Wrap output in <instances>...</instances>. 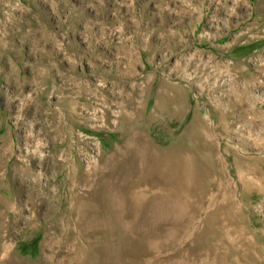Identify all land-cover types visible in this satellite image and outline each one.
I'll list each match as a JSON object with an SVG mask.
<instances>
[{
	"label": "rangeland",
	"instance_id": "rangeland-1",
	"mask_svg": "<svg viewBox=\"0 0 264 264\" xmlns=\"http://www.w3.org/2000/svg\"><path fill=\"white\" fill-rule=\"evenodd\" d=\"M263 37L264 0H0V198L18 191L35 217L6 222L4 242L38 264L89 247L42 249L39 226L69 219L71 182L96 178L82 198L109 183L155 213L116 237L113 264H264V192L247 168L264 175ZM130 146L163 153L167 173L149 177ZM15 159L37 177H15Z\"/></svg>",
	"mask_w": 264,
	"mask_h": 264
},
{
	"label": "bare ground",
	"instance_id": "bare-ground-1",
	"mask_svg": "<svg viewBox=\"0 0 264 264\" xmlns=\"http://www.w3.org/2000/svg\"><path fill=\"white\" fill-rule=\"evenodd\" d=\"M261 92L264 93V91ZM61 126L62 124L54 128L57 140L62 133ZM0 149L3 148L0 147ZM130 150H132V156H144L146 174L149 177L163 176L167 173V171L162 168V157L164 156L163 153L154 149L144 151L142 148L133 146L130 148ZM128 153V148L123 149L121 152V158L125 157V155L129 156ZM2 154L3 153L0 150V156ZM66 155L63 149H55L53 151L54 164L59 169L62 168L67 162ZM119 159H117L116 162L114 161V163H118ZM12 165L11 171L13 175L15 177L17 176L21 178L24 182H28L32 176L35 178L37 177L35 174H33L31 166L23 161L15 159ZM262 165L264 167V161ZM111 167L112 164H110V162L104 163L102 166L103 173H105ZM247 168L256 175V181L259 182L258 184L254 182L250 183L257 186L260 191L264 192V175L258 172L256 167L252 168L250 165L247 166ZM238 173L240 172L238 171ZM128 174L129 169H124L121 172V177L119 176L120 181L124 183ZM96 182V178L73 180L71 184L75 201L74 204H76V206H73L72 210L70 209L71 213L69 219L61 215L62 212L60 211L58 217L47 220L39 226L40 230L44 231L42 241L40 242L42 249H51L59 237H65L64 240L67 242L68 240L78 242L80 238H83V236L90 238L91 245L89 247L83 248L81 250L76 249L69 255L62 257L60 264H113L115 257L119 253V249L115 244L116 237H128L129 235L136 233L142 223L149 220H154L155 218L154 211L142 212V210L144 211L143 206L147 205L148 203L147 199L132 200L127 195L116 196L113 193L114 187H112V185L109 183H102L103 186H101L98 194H95L93 201H88L82 198L78 191L79 188L84 186L86 189L92 190L91 188ZM42 191L45 200L48 199L49 197L45 196L46 194L50 193L47 185L42 187ZM18 195L19 192L15 191V199L13 200L0 198V264H38L34 261L30 262L24 258H19L14 253L16 246L4 242L6 234L9 233L10 229L12 228L11 226L7 225V223L13 225L16 222L25 220L26 229H32L35 227V217L32 215L26 216L24 214V207L19 206L15 202ZM39 198H42V196ZM159 201L160 200L158 197L152 198V203H154V205H158ZM47 204L49 205V203ZM164 204L166 207H170L172 204L171 199H165ZM134 206H137L135 210H133ZM27 209L30 208L28 207ZM7 214H12L13 218H4V216ZM134 214H136V216L132 219L131 216ZM74 246L76 247V245ZM121 252H126V249L121 248ZM51 256L52 254L44 258L45 260L43 264H52Z\"/></svg>",
	"mask_w": 264,
	"mask_h": 264
}]
</instances>
